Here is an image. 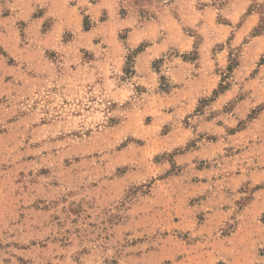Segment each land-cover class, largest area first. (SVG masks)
<instances>
[{
    "label": "clouds",
    "instance_id": "clouds-1",
    "mask_svg": "<svg viewBox=\"0 0 264 264\" xmlns=\"http://www.w3.org/2000/svg\"><path fill=\"white\" fill-rule=\"evenodd\" d=\"M262 24L0 0V264H264Z\"/></svg>",
    "mask_w": 264,
    "mask_h": 264
},
{
    "label": "rangeland",
    "instance_id": "rangeland-1",
    "mask_svg": "<svg viewBox=\"0 0 264 264\" xmlns=\"http://www.w3.org/2000/svg\"><path fill=\"white\" fill-rule=\"evenodd\" d=\"M258 31L259 32H264V24H262L261 26H260V28L258 29ZM262 62H264V61H262ZM211 139V138H210Z\"/></svg>",
    "mask_w": 264,
    "mask_h": 264
}]
</instances>
